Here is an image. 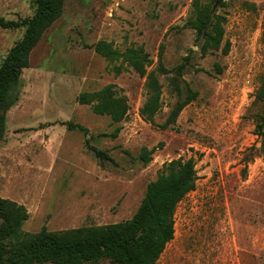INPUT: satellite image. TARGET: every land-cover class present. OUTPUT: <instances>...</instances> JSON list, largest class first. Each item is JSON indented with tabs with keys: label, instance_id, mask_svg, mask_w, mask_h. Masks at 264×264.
Returning a JSON list of instances; mask_svg holds the SVG:
<instances>
[{
	"label": "rangeland",
	"instance_id": "rangeland-1",
	"mask_svg": "<svg viewBox=\"0 0 264 264\" xmlns=\"http://www.w3.org/2000/svg\"><path fill=\"white\" fill-rule=\"evenodd\" d=\"M199 1L226 18L220 50L206 56L186 27L194 0L64 1L62 16L22 70L0 140V197L25 207V233L126 222L170 162L193 158L196 189L178 204L174 239L156 264H264V155L255 132L264 117V101L256 100L264 81V0ZM35 11V0H0L7 21L32 18ZM25 30L0 27V66ZM99 42L149 55L147 73L154 71L162 86L153 124L140 116L147 75L123 58L98 54ZM160 67L171 72L161 74ZM186 84L196 100L162 129L179 95L186 96ZM108 85L129 105L120 123L78 102L80 94ZM92 149L110 160L101 161ZM143 149L153 150L147 164Z\"/></svg>",
	"mask_w": 264,
	"mask_h": 264
},
{
	"label": "trees",
	"instance_id": "trees-1",
	"mask_svg": "<svg viewBox=\"0 0 264 264\" xmlns=\"http://www.w3.org/2000/svg\"><path fill=\"white\" fill-rule=\"evenodd\" d=\"M64 1L35 0L34 16L22 21H7L0 16V27L26 29L22 40L10 49L0 66V140L5 132L6 113L18 101L15 86L22 70L29 66V56L43 34L62 16ZM225 23L226 18L213 13L210 3L194 0L193 17L186 27L196 32L203 56L220 50ZM95 51L111 61L123 58L140 76L147 75L148 98L140 116L145 122L153 124L162 107V86L154 71L147 73V64L152 63L149 55L135 48L119 52L106 42H99ZM228 51L227 43L222 52L227 54ZM186 66L178 65L176 71L181 72ZM116 70L120 72V67ZM160 70L161 74L171 72L162 67ZM218 71L221 72L219 67ZM186 91L184 98L179 95L162 129L175 124L183 109L196 100L197 92L188 84ZM256 98L264 101V81ZM78 102L90 105L95 114L108 116L113 123L122 122L129 111L127 99L116 96L114 85L97 92L82 93ZM68 124L71 129L77 127L85 131L81 126ZM121 130V126L116 127L111 137L117 138ZM255 132L262 140L260 152L264 155V117L258 119ZM92 150L101 161L110 160L104 152ZM152 153L153 150H142L140 158L144 164L151 161ZM195 166L193 158L170 162L166 173L148 185L146 196L134 216L126 222L105 227L63 232L43 229L37 234H28L22 229L28 217L25 207L0 197V264H103L105 261L111 264H156L174 239V214L178 204L196 189L198 177Z\"/></svg>",
	"mask_w": 264,
	"mask_h": 264
}]
</instances>
